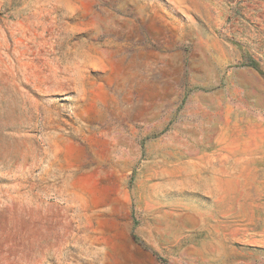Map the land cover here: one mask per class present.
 I'll return each instance as SVG.
<instances>
[{"label":"rangeland","instance_id":"obj_1","mask_svg":"<svg viewBox=\"0 0 264 264\" xmlns=\"http://www.w3.org/2000/svg\"><path fill=\"white\" fill-rule=\"evenodd\" d=\"M0 264H264V0H0Z\"/></svg>","mask_w":264,"mask_h":264},{"label":"trees","instance_id":"obj_2","mask_svg":"<svg viewBox=\"0 0 264 264\" xmlns=\"http://www.w3.org/2000/svg\"><path fill=\"white\" fill-rule=\"evenodd\" d=\"M249 64H250V66H252V67H254V68H258V67H257V63H256L254 60H251V61L249 62Z\"/></svg>","mask_w":264,"mask_h":264}]
</instances>
